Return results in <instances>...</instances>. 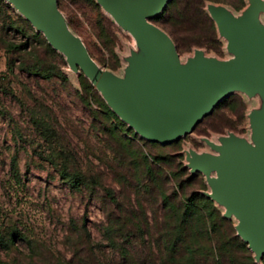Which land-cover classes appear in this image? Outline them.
Here are the masks:
<instances>
[{"label": "rangeland", "instance_id": "obj_1", "mask_svg": "<svg viewBox=\"0 0 264 264\" xmlns=\"http://www.w3.org/2000/svg\"><path fill=\"white\" fill-rule=\"evenodd\" d=\"M0 1V264H212L216 238L245 241L240 215L231 210L229 196L219 194V173L208 160L221 158V148L232 147L231 141L259 155L264 150V74L241 82L190 133L159 148L38 29L35 23L43 24L46 17L45 0ZM105 1L114 0H56L57 37L127 95L158 101L164 83H156L159 60L121 26ZM203 10L219 47L177 51L179 86L186 90L213 66L239 59L215 16L264 44V0H245L238 10L225 2H205ZM147 22L173 47L162 25ZM98 25L104 44L95 35ZM22 43L30 47L12 46ZM155 47L170 52L161 41ZM173 69L164 61L160 78ZM42 124L50 127L46 138ZM138 149L165 156L164 163L154 164L162 173L148 175ZM66 174L81 177L78 189L69 186ZM193 192L207 224L195 221L197 213L188 219L168 260L165 246L176 229L172 224H178L180 202ZM13 232L20 235L12 237ZM247 248L262 264L264 255L248 243ZM231 252L237 260L244 253L234 247Z\"/></svg>", "mask_w": 264, "mask_h": 264}, {"label": "water", "instance_id": "obj_2", "mask_svg": "<svg viewBox=\"0 0 264 264\" xmlns=\"http://www.w3.org/2000/svg\"><path fill=\"white\" fill-rule=\"evenodd\" d=\"M45 4L46 17L43 24L32 22L56 45L72 68H79L87 78L95 82L122 108L131 123L146 138L153 141L169 143L190 133L204 116L211 113L223 95L233 92L241 82L264 74V44H258L253 37L236 29L231 22L221 17L223 20L220 22L221 27L232 40L239 59L223 64L221 68L211 70L207 74L202 73L197 90L188 97L177 100L173 92L178 83V55L147 22L150 13L155 11V0H143L141 9L133 17H130L128 10L120 4L105 1V5L121 26L124 28V24L128 23L139 40L160 62L156 83L158 80L164 83L158 96L159 100L145 103L121 91L117 85L62 42L57 37L59 22L56 0H45ZM158 41L169 45L170 52L163 53L157 49L155 42ZM164 61L172 62L174 69L165 79H161ZM261 130L264 137V126ZM231 145L232 149L226 153L229 163L224 166L218 162L213 164L219 165V177L215 183L219 188V194L225 191L229 196L231 210L240 215L239 227L249 248L264 255V172L261 173L264 150L259 155L241 148L234 141H231Z\"/></svg>", "mask_w": 264, "mask_h": 264}, {"label": "trees", "instance_id": "obj_3", "mask_svg": "<svg viewBox=\"0 0 264 264\" xmlns=\"http://www.w3.org/2000/svg\"><path fill=\"white\" fill-rule=\"evenodd\" d=\"M236 1L237 3H234L231 0H166L158 12L153 11L150 13L149 20L162 25L167 30L176 53L182 48L187 49L191 46H199L205 48L206 50L217 51L219 47V41L215 35V27L212 19L207 16L206 12L203 10V5L205 2H225L234 10H238L244 5L245 0ZM0 3L2 2L0 1ZM96 27L95 35L97 39H99L104 44L105 35L103 34L102 28H100V25ZM16 29L17 31H20L21 34H25L23 30L19 28ZM33 37H38V33L35 32ZM12 46L17 50L30 47V45L27 43H22L18 46ZM45 47L50 53H55L54 47H52L49 43H46ZM35 66H37V63ZM43 77L48 78L49 75H44ZM108 113L112 114L110 110ZM112 116L114 115L112 114ZM117 122L119 123V121ZM42 126L43 128H41V134L44 136V138H46L50 135V127L47 124H42ZM117 128L118 127L115 129ZM106 130L110 135L114 134V131L110 130V128H106ZM148 142L150 145L157 146L159 148H161V146L170 144H160L153 140ZM120 143L122 142L120 141ZM128 145L129 144L126 143L125 147ZM137 151L138 159L143 163L148 175L152 176L153 170H157L158 172L162 173V170L159 166L154 168L156 166L154 164L161 165V163H164L166 161L165 156H162V154L159 152L148 151L147 153H144L140 149ZM62 174H65V172L62 171ZM63 178H65L66 181H68L69 186L74 189H78L82 184L81 177L78 174H66V176H63ZM106 194H109V197H111L109 191H106ZM161 197L163 198V202H165L167 197L165 195H161ZM196 197L197 195L193 192L183 197L180 202L182 211L180 212L177 219L178 224L175 222L172 224L173 228L176 229L173 233L172 240L165 246L168 252V260H172V256L176 252V244L182 239L181 237L183 235V228L188 224V219L194 218V214L197 213V216L194 218L195 221L201 220L203 224H207V222L203 221L205 217L203 218L201 215L202 208L196 205ZM172 207H170L171 210H173ZM171 216H173V213ZM175 220L176 219H174V221ZM11 234L12 237L20 235L18 232H13ZM127 235L128 234L126 233V236ZM0 241H2L1 236ZM233 247L244 252L240 256V260H237V258L232 254L231 251ZM247 251V243L245 241L239 240L236 236H231L226 241H220L219 238H216L215 245L213 247L215 257L214 260H212V264H256L251 256L246 253ZM261 263L264 264V256L261 257Z\"/></svg>", "mask_w": 264, "mask_h": 264}, {"label": "crops", "instance_id": "obj_4", "mask_svg": "<svg viewBox=\"0 0 264 264\" xmlns=\"http://www.w3.org/2000/svg\"><path fill=\"white\" fill-rule=\"evenodd\" d=\"M166 0H155V8L154 10L157 8V6L161 3H163ZM113 3H117L120 4L123 8H125L126 10H128L130 17H133L142 7V3L143 0H114ZM27 16V15H26ZM216 19L218 20L219 24L221 22V16H215ZM129 24H124V29H126L129 33L136 35L134 31H132L131 27L128 26ZM148 25H150L148 23ZM151 26V25H150ZM152 27V26H151ZM221 27V26H220ZM222 28V27H221ZM223 30V28H222ZM224 31V30H223ZM226 33V32H224ZM228 35V34H227ZM229 36V35H228ZM223 64H217L215 66L212 67V70H217L219 68L222 67ZM201 82V80H200ZM200 82L197 83L195 86H193L191 89L186 90V89H182V87L179 86V80H178V84L177 87L174 90V97L177 98V100H182L186 97H188L189 95H191L193 92H195V90H197V88L200 85ZM232 149V147H230L229 145H227L226 147H222L221 148V152H222V156L221 158H215V159H211L208 161H214V162H218L220 165H227L226 163H224V159H228L226 157V153L230 152V150ZM215 169L218 171L219 173V165H214ZM215 179H218V175L215 177ZM218 191L219 188L217 187ZM226 192L224 191L223 194H225Z\"/></svg>", "mask_w": 264, "mask_h": 264}]
</instances>
